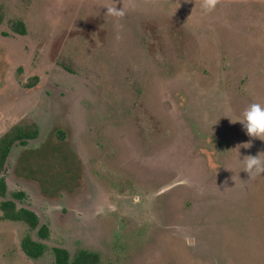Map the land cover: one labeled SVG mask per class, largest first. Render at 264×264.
<instances>
[{
    "label": "rangeland",
    "instance_id": "1",
    "mask_svg": "<svg viewBox=\"0 0 264 264\" xmlns=\"http://www.w3.org/2000/svg\"><path fill=\"white\" fill-rule=\"evenodd\" d=\"M201 3L0 0V135L39 132L12 147L7 196L49 228L0 221V264H56L55 246L98 264H264V174L243 170L264 140L230 121L264 103V0Z\"/></svg>",
    "mask_w": 264,
    "mask_h": 264
},
{
    "label": "trees",
    "instance_id": "2",
    "mask_svg": "<svg viewBox=\"0 0 264 264\" xmlns=\"http://www.w3.org/2000/svg\"><path fill=\"white\" fill-rule=\"evenodd\" d=\"M4 12L0 4V24L3 20ZM13 31L24 34L25 24L22 20H15L11 23ZM38 127L31 121H19L12 124L0 135V220L23 221L29 228L37 229V234L41 238H47L49 228L46 224H40L38 214L32 209L24 206H17L15 199H22L23 192H13L12 198H5L7 185L4 173L7 171V159L15 143L26 145L28 140L38 136ZM61 137V136H60ZM45 244L34 239L31 235H26L21 240V249L31 257L41 256L45 250ZM53 254L56 264H98L100 255L98 252L85 248L78 249L73 255L63 247H53Z\"/></svg>",
    "mask_w": 264,
    "mask_h": 264
},
{
    "label": "clouds",
    "instance_id": "3",
    "mask_svg": "<svg viewBox=\"0 0 264 264\" xmlns=\"http://www.w3.org/2000/svg\"><path fill=\"white\" fill-rule=\"evenodd\" d=\"M217 4V0H202L201 11L203 14L211 12ZM106 8L105 14L122 18L126 15V10L121 6H102ZM231 122H240L242 128L250 138H259L264 140V103L254 102L251 103L247 108L243 110L240 116L234 120L230 119ZM252 140L243 142L240 147L248 148L251 146ZM238 148V149H239ZM238 151V150H237ZM239 153V151H238ZM261 153V152H260ZM246 155L244 160L243 170L249 173V175L264 174V159L259 155ZM239 158V157H238Z\"/></svg>",
    "mask_w": 264,
    "mask_h": 264
},
{
    "label": "crops",
    "instance_id": "4",
    "mask_svg": "<svg viewBox=\"0 0 264 264\" xmlns=\"http://www.w3.org/2000/svg\"><path fill=\"white\" fill-rule=\"evenodd\" d=\"M9 157V156H8ZM7 163H8V159H7ZM7 163H6V165H7ZM7 171H8V168H7ZM7 171H6V173H4L3 175H4V177H5V180H6V185H9V176L10 175H7ZM0 176H1V173H0ZM11 177V176H10ZM12 179V178H11ZM16 179H14V181H15ZM16 182H20L19 180H16ZM7 189H8V187H7ZM14 192H18V191H14ZM19 192H22V191H19ZM13 193V192H12ZM23 194H24V192H23ZM8 195V192L6 191V195H5V198H12L13 199V197H12V195H11V197H9V196H7ZM24 198V197H23ZM2 198L0 197V200H1ZM14 201H15V203H16V205L18 206V203L16 202V199L14 198L13 199ZM17 200H19V199H17ZM20 200H22V199H20ZM25 207V206H24ZM34 211V210H33ZM0 214H1V212H0ZM0 221H5V220H0ZM11 221V220H10ZM14 222H17V221H14Z\"/></svg>",
    "mask_w": 264,
    "mask_h": 264
}]
</instances>
